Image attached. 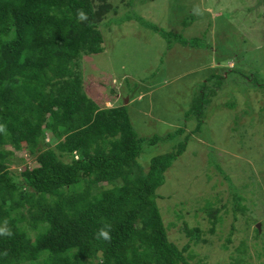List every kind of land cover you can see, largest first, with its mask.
<instances>
[{
  "label": "trees",
  "instance_id": "1",
  "mask_svg": "<svg viewBox=\"0 0 264 264\" xmlns=\"http://www.w3.org/2000/svg\"><path fill=\"white\" fill-rule=\"evenodd\" d=\"M124 1L130 11L132 1ZM119 9L115 0H0V125L5 129L0 132V228L7 229L0 234V264H201L193 262L188 244L178 248L169 240L157 204L165 172L186 142L151 158L147 169L138 161L145 145L172 139L184 129L164 137H140L122 99L115 100L113 80L89 77V84L110 88L95 94L79 70L84 57L104 51L103 28ZM81 11L87 19H78ZM128 17L158 33L168 48L177 43L210 53L203 69L181 78L193 82L186 117L195 116L196 131L216 94L207 91L206 83L215 81L212 85L217 86L230 78L242 82L243 93L264 87V80L244 75L251 63L226 46L228 51L219 52L224 45L212 47L206 32L188 38L183 31L167 32L133 13ZM212 61L216 64L210 68ZM231 61L232 68H227ZM146 99L143 95L139 101ZM114 101L119 105L105 106ZM245 101L251 119L264 122V96L257 105ZM214 192V207L195 205L206 213L210 233L222 222L223 209L232 216L227 243L236 231H253L250 244L257 246L263 237L260 227L250 230L257 223L252 212L257 202L234 194L219 205L222 193ZM183 223L190 241L206 242L199 226ZM101 229L109 239L99 237ZM246 242L235 250L233 264L248 254Z\"/></svg>",
  "mask_w": 264,
  "mask_h": 264
},
{
  "label": "rangeland",
  "instance_id": "2",
  "mask_svg": "<svg viewBox=\"0 0 264 264\" xmlns=\"http://www.w3.org/2000/svg\"><path fill=\"white\" fill-rule=\"evenodd\" d=\"M131 1L129 11L128 7H124L125 1L115 0L120 9L118 14L110 16L112 23L103 28L104 51L81 60L79 70L85 74L84 82L89 84L91 76L109 77L110 83L113 80L112 86L115 85L117 91L115 100L122 99L120 104L126 107L133 129L140 137H164L179 127L184 129L182 134L172 139L145 145L138 158L147 169L151 158L186 142L183 153L167 169L164 184L157 190L161 197L157 199V204L167 226L169 240L178 248L188 244L193 262L233 264L238 255L235 250L242 240L247 239L248 254L240 264H264V220L261 218L264 216V173L259 170L260 167L264 171V122L253 121L246 112L249 102L245 105L246 99L253 105L260 104L264 87L258 85L243 93L242 82L230 78L227 83H218L217 86L212 85L215 81L206 83L207 91H215L216 94L196 131L195 116L186 117L193 93L189 87L193 82L190 78H181L186 75L185 72L194 73L203 69L210 53L177 43L168 48L167 42L158 33L139 21L127 20L133 13L144 22L167 32L176 34L183 31L182 34L188 38L203 37L201 33L206 32L204 36L212 47L224 45L220 46L219 52L230 50L238 53L242 61L251 63L249 69L245 67L244 75L253 74L255 78L251 77L261 83L264 80V1ZM208 20H211V26ZM210 52L213 54L214 49ZM215 64L212 61L208 67L213 68ZM232 66V61L226 64L227 68ZM89 86L95 94L110 91L104 85L90 83ZM143 95H147L148 100L140 102ZM229 104L233 108H229ZM116 105H119L117 101L105 104L106 107ZM47 138L49 140L50 136ZM26 163L32 165L29 158ZM214 191L222 193L223 200L219 205L234 194L243 201L257 202L256 209L252 210L257 214V223L250 227L251 230L259 224L263 237L259 242L257 240V246L250 244L253 231L249 235L242 230L236 231L229 237L231 242L227 243L232 216L223 209L220 212L224 217L222 222L213 234L210 233L211 225L206 213L195 205L203 202L208 207L210 204L214 207ZM175 212L180 215L177 217ZM183 222L189 228L199 226L201 237L206 242L195 245L190 241ZM242 227L247 229L249 226L243 224Z\"/></svg>",
  "mask_w": 264,
  "mask_h": 264
},
{
  "label": "clouds",
  "instance_id": "3",
  "mask_svg": "<svg viewBox=\"0 0 264 264\" xmlns=\"http://www.w3.org/2000/svg\"><path fill=\"white\" fill-rule=\"evenodd\" d=\"M78 19L79 20H85L87 19V16H86V13H84L83 11L79 12L78 13ZM5 129H4V126L3 125H0V132H3ZM3 233H7V229L5 228H0V234H3ZM99 237H102L103 239L107 240L109 239V233L107 231H105L104 229H101L99 231Z\"/></svg>",
  "mask_w": 264,
  "mask_h": 264
},
{
  "label": "water",
  "instance_id": "4",
  "mask_svg": "<svg viewBox=\"0 0 264 264\" xmlns=\"http://www.w3.org/2000/svg\"><path fill=\"white\" fill-rule=\"evenodd\" d=\"M126 102H127V100H126ZM257 228H258V230H259V224L257 225Z\"/></svg>",
  "mask_w": 264,
  "mask_h": 264
}]
</instances>
